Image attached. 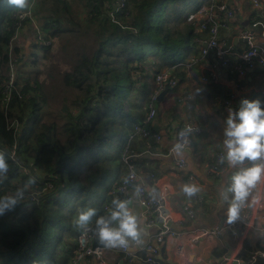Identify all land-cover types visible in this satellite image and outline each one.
Here are the masks:
<instances>
[{
  "label": "trees",
  "instance_id": "trees-1",
  "mask_svg": "<svg viewBox=\"0 0 264 264\" xmlns=\"http://www.w3.org/2000/svg\"><path fill=\"white\" fill-rule=\"evenodd\" d=\"M63 1L68 0H58ZM84 1L88 12L67 26L57 4V12L47 10L41 15L39 10L47 0H28V5L33 2V18L43 36L50 35L48 39L75 33V27L83 28L82 23L89 28L84 29V35L96 36L92 53L82 56L74 69L61 77L71 109L63 124L52 123L48 134L43 118L44 104L49 103L41 86L32 88L19 73L9 105L2 104L10 53L16 62H24L18 56L19 40L13 43L12 39L17 31L14 16L27 7L19 10L0 5V151L6 153L9 164L0 196L14 193L29 177H36L23 205L0 217V264L71 263L81 232L73 223L77 211L91 206L99 215L105 214L112 189L127 174L123 154L129 133L147 117L148 102L160 89L158 74L201 56L203 43L210 37L208 29H201L203 19L191 23L188 18L212 0H127L126 9L116 15L115 22L109 19L115 0ZM25 26L35 37L29 18L22 28ZM221 39L231 43L227 37ZM153 103L158 119L163 111L156 106L158 101ZM57 130L64 135L63 141L56 137ZM14 148L16 157L12 159ZM128 149L133 155L131 143ZM32 195H37L36 201H31ZM59 246L62 256L58 262ZM244 248L249 249L247 241ZM259 251H264L262 242L251 250ZM223 254L214 251L216 257Z\"/></svg>",
  "mask_w": 264,
  "mask_h": 264
},
{
  "label": "crops",
  "instance_id": "crops-1",
  "mask_svg": "<svg viewBox=\"0 0 264 264\" xmlns=\"http://www.w3.org/2000/svg\"><path fill=\"white\" fill-rule=\"evenodd\" d=\"M217 1H226L238 8L235 18L230 22V29L222 30L220 38H229L235 46V51H243L248 48V44L244 40L240 41L239 38H242L243 31L250 27L254 32L255 42L258 45L263 44L264 40L259 29L252 28V23L256 21L264 23V0H260L261 13L253 8L251 0ZM192 58L186 62L187 64L184 63V66L180 64L176 67L177 86L169 89L160 100H158L159 96L155 100L158 101L156 106L163 113L158 119L155 118L149 123L147 128L153 133L160 134L161 140L155 143L153 140L139 137L132 141L131 153L134 155L132 159L137 171L143 176L149 191H169L166 209L174 222H182L186 231H211L227 216L228 206L221 199L219 192L228 184L229 177L234 171L227 166L219 176L209 173L210 164L223 151V122L228 115L227 109L233 107L226 102L238 106L242 99L259 98L263 101L264 71L251 72L247 69L242 77L233 67L222 66L213 52L199 58L197 63H192ZM230 62L235 65L239 61L236 57H231ZM213 65H217L214 70ZM184 123L199 126L203 132L195 138L188 149L184 150L182 156H177L171 150L175 144V134ZM183 158L187 165L181 169L178 165L179 160ZM263 181L264 178L259 183ZM185 183H193L201 189L196 196L201 195L206 198L205 206H195L192 202L195 196L188 198L183 194L181 189ZM110 194L111 198L118 196L124 199L121 194ZM184 203H190L197 212L194 220L184 214L182 210ZM247 205L251 212V220L238 233L227 231L222 227L219 235L206 236L194 247L187 246L185 241L169 238L162 249L160 260H163L164 264H204L206 260L215 264L220 259L214 255V251L217 250L224 252L223 256L240 255L242 259L249 260L250 257L242 254L241 251L245 249V241L248 242L249 249L246 250L249 252L256 250L261 243L260 228L264 226L262 186L258 190L257 184L252 190ZM129 206L139 217L141 238H145L151 231H148L144 225L142 210L137 205ZM242 213L243 210L239 216ZM180 245L185 248L182 256L178 253Z\"/></svg>",
  "mask_w": 264,
  "mask_h": 264
},
{
  "label": "built area",
  "instance_id": "built-area-1",
  "mask_svg": "<svg viewBox=\"0 0 264 264\" xmlns=\"http://www.w3.org/2000/svg\"><path fill=\"white\" fill-rule=\"evenodd\" d=\"M38 0H35V2ZM217 1V0H216ZM219 2V1H218ZM217 2V3H218ZM127 0H115L114 10L110 14V20L116 21V15L123 14L126 9ZM215 0H212L208 5L200 9L197 14L192 13L189 17L190 22L196 21L199 17L202 20L203 30H209L210 37L203 43V48L200 57L192 58V63H197L199 58L207 56L210 52L214 53L216 60L221 61L224 67H233L239 74L243 77L245 75V70H253L256 67H264V48L259 46L255 42L254 32L251 29L244 30L242 33V39L247 41L248 48L243 51H235V46L220 38L221 31H228L230 29V22L235 18L237 9L231 6L230 3L223 1L221 4H217ZM253 8L262 12L260 0H251ZM33 2L29 3L26 11L15 14L16 27L17 30L23 27L24 21L29 18L35 29L36 36L34 37L36 43L42 44L48 47L51 42H46L45 37L42 34L36 20L33 18L32 14ZM205 22V24H204ZM250 28V27H249ZM252 28L259 29V32L264 40V23L262 21H256L252 23ZM18 33H16L14 39L16 40ZM42 42H41V41ZM264 44V42H263ZM205 45V46H204ZM231 57H236L238 59L237 64H232L230 62ZM217 65H213V70ZM171 71H164L158 74L156 80L160 87L159 91L152 97V101L149 105V114L138 124H135L132 131L129 133L127 147L123 154V159L127 165V176L130 171L135 172V176L132 180L125 184L123 178L116 184L112 190V194H121L124 199H131L132 205H137L142 210V218L144 225L148 231H151L145 238H141L140 243L131 242L128 248H104L100 246H94L97 238L91 230L83 231L77 237V248L76 254L72 259L70 264H163L160 261L162 249L164 248L167 239L172 238L176 241H185L187 246L194 247L206 236H215L221 233V230L217 227L211 231L208 230H195L186 231L183 229L182 222H174L172 217L166 209V202L169 199V191L164 190L162 192L149 191L148 185L145 183L143 176L137 171V167L131 158L134 155L129 154V145L132 141L137 138H143L144 140H153L155 143L161 140V135L158 133H153L148 130L147 126L149 123L154 121L157 110L154 105V101L157 97L165 90V88H175L178 84L177 68L174 67ZM10 75L9 80H7L2 85V93H5L4 102L5 106L9 99H11L12 89L14 88V74ZM171 73V74H169ZM207 80V79H205ZM11 81V87L8 83ZM228 105L237 107L232 102L227 101ZM187 127H191L193 131L186 137H181V131L185 130ZM203 130L199 126L193 125L191 123H184L175 134V143H184L185 140L187 144L185 149H188L195 138L202 134ZM171 152H173L171 150ZM222 152H220L216 157L214 162L209 166V173L214 176H219L226 169L227 165H220L218 163V157ZM11 157L14 159L16 157L15 148L11 152ZM16 160V159H15ZM187 165L186 160L183 158L179 160V168L184 169ZM24 173H28L27 168H23ZM193 179V177H191ZM138 184L142 188V193L139 198L134 197V187ZM264 190L263 183H258V190ZM49 188H52L49 185ZM37 195H32L31 201H36ZM193 204L201 206L206 205V198L204 196H195L193 198ZM109 205H106L104 211ZM184 214L191 220L196 218L197 212L192 208L190 203H184L182 206ZM243 213L238 217V219L231 224L228 223L227 216L223 218V228L227 231L238 233L245 227L251 220V212L246 204L243 208ZM172 223L175 227H171ZM182 226V227H181ZM94 228V223L90 226ZM180 228V229H178ZM261 242L264 246V226L260 228ZM132 248L136 250H131ZM185 248L183 246L178 247V253L182 256L184 255ZM257 255L264 257V251L255 252ZM255 258H249V260L242 259L240 255H226L219 259V262L215 264H253ZM167 264V263H166ZM204 264H212L208 260Z\"/></svg>",
  "mask_w": 264,
  "mask_h": 264
},
{
  "label": "clouds",
  "instance_id": "clouds-1",
  "mask_svg": "<svg viewBox=\"0 0 264 264\" xmlns=\"http://www.w3.org/2000/svg\"><path fill=\"white\" fill-rule=\"evenodd\" d=\"M2 4L24 10L28 6V0H0V5ZM227 112L223 122V151L218 157V163L226 164L234 171L219 195L227 203V219L231 224L238 219L252 190L264 178V101L259 98L242 99L237 107H229ZM192 131L191 127H187L181 131L180 136L186 137ZM186 144V140L184 143L177 142L172 151L177 156H182ZM8 172L6 153L0 151V184L7 178ZM134 176L135 172L130 171L123 177V182L128 184ZM35 184L36 177H29L14 193L0 196V217L15 212L23 205L22 201L29 187ZM181 191L186 197L192 198L201 189L193 183H185ZM141 193L142 188L136 184L134 197L139 198ZM130 203L131 199L114 197L104 215H99L98 210L91 206L80 208L73 223L80 230H91L100 247L128 248L130 241L140 243L142 234L139 217L130 208ZM93 220L94 228H90Z\"/></svg>",
  "mask_w": 264,
  "mask_h": 264
},
{
  "label": "rangeland",
  "instance_id": "rangeland-1",
  "mask_svg": "<svg viewBox=\"0 0 264 264\" xmlns=\"http://www.w3.org/2000/svg\"><path fill=\"white\" fill-rule=\"evenodd\" d=\"M47 2L48 4L46 3L40 8V14H46L47 10H50L51 14L54 11L57 12V8L55 6L57 4L60 11L58 14L61 16L62 20L65 21V25L67 26H72V22H79L78 17H83V15L88 12L84 0H68L65 2L47 0ZM207 5L208 3L204 2L203 5H201L194 13L197 14L200 9L206 7ZM189 19L190 17L188 18V22H190ZM200 19L202 18L199 17L197 20ZM82 26V29L75 27V31H77L75 33L67 32L57 34V37L53 38L54 41L48 39L47 36L50 35L46 33V35H44L45 40L46 42H51V45L48 47L42 45L45 48L41 46L35 47L37 43L33 39L34 34L30 27L25 26V28L18 29L16 31V33H18L17 40H19V48L21 50V53L18 55L19 60L23 59L24 62L20 63L18 60L16 62L15 56L10 53L7 68V80H9L10 75L12 74L11 70H13L14 84L17 74L20 73V77L25 83L28 81L32 83V88L35 89L37 86H41L43 88L48 97L49 103L44 104L43 118V122L48 125V128L44 130L47 134L49 127H52V123L54 121H56L59 125L65 122L64 118L67 116L68 110L71 109V106L66 103L68 99V91L61 82L62 75L64 73L71 72L81 57L84 55L89 56L95 47L96 36L94 33L84 35V29L88 30L89 28L84 23H82ZM15 41L16 40L13 37L12 42L14 43ZM33 41L35 45L33 44ZM19 63L22 65L21 68H18ZM165 71L170 72L171 69ZM8 85L11 87V81ZM7 91L2 93L3 98L5 97V93H7ZM10 101L11 99L8 100L5 106L6 108ZM149 105L150 102H148L147 105L148 109ZM56 137L59 138L60 141L65 139L62 132L58 130L56 131ZM61 248L62 246H59L57 251L58 262L62 256Z\"/></svg>",
  "mask_w": 264,
  "mask_h": 264
},
{
  "label": "water",
  "instance_id": "water-1",
  "mask_svg": "<svg viewBox=\"0 0 264 264\" xmlns=\"http://www.w3.org/2000/svg\"><path fill=\"white\" fill-rule=\"evenodd\" d=\"M247 29H250V28H247ZM239 40L242 41L243 39L239 38ZM244 41H246V40H244ZM259 46L264 48V44L259 45ZM258 71H264V67H257L255 69L251 70V72H258ZM168 90H169V88H165V90L160 94L158 100H160L168 92ZM223 223H224V220L221 219V223L218 226V228L220 230L223 227ZM170 226L173 227V228L175 227L172 223H170ZM94 246H98L97 241L94 243ZM241 253L244 254V255H247L250 258H255V262L253 264H264V257H262L260 255H257L255 252H249L246 249H242Z\"/></svg>",
  "mask_w": 264,
  "mask_h": 264
}]
</instances>
